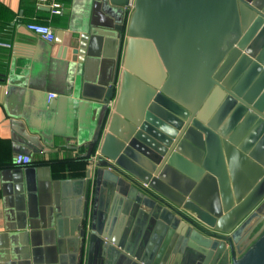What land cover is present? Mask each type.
Wrapping results in <instances>:
<instances>
[{
	"label": "water",
	"instance_id": "water-1",
	"mask_svg": "<svg viewBox=\"0 0 264 264\" xmlns=\"http://www.w3.org/2000/svg\"><path fill=\"white\" fill-rule=\"evenodd\" d=\"M95 1L126 45L67 243L76 264H264V0ZM106 28L51 54L94 57Z\"/></svg>",
	"mask_w": 264,
	"mask_h": 264
},
{
	"label": "crops",
	"instance_id": "crops-1",
	"mask_svg": "<svg viewBox=\"0 0 264 264\" xmlns=\"http://www.w3.org/2000/svg\"><path fill=\"white\" fill-rule=\"evenodd\" d=\"M55 2L60 14L50 8ZM114 21L95 0H0V41L11 44L0 47V264H76L67 243L85 215L88 154L100 132L99 154L109 126L107 90L116 82L113 110L120 90L126 39H118ZM29 23L50 26L60 42L83 25L108 32L95 41L94 57L73 49L69 61L66 52L52 55L54 42L30 32ZM19 154L31 163L16 165ZM80 159L84 170L60 164ZM106 216L117 224L115 212Z\"/></svg>",
	"mask_w": 264,
	"mask_h": 264
},
{
	"label": "built area",
	"instance_id": "built-area-1",
	"mask_svg": "<svg viewBox=\"0 0 264 264\" xmlns=\"http://www.w3.org/2000/svg\"><path fill=\"white\" fill-rule=\"evenodd\" d=\"M39 1L40 3H44L46 0H39ZM50 8L53 13L60 14L62 12L63 7L62 4H60L59 2H55L50 5ZM26 28L30 32L39 36L45 42L52 43L55 40V32L48 25L29 23L26 25ZM0 47L10 48L11 44L8 42L0 41ZM54 97H55L54 94L50 95V98H54ZM97 156H98L97 154L91 156V158L89 159L90 164H92L96 160ZM31 161H32V157L30 155L19 154L15 157V164L18 166H27L31 163ZM90 164L89 167H91Z\"/></svg>",
	"mask_w": 264,
	"mask_h": 264
},
{
	"label": "trees",
	"instance_id": "trees-1",
	"mask_svg": "<svg viewBox=\"0 0 264 264\" xmlns=\"http://www.w3.org/2000/svg\"><path fill=\"white\" fill-rule=\"evenodd\" d=\"M87 161H88V160H87ZM60 164H77V165L80 166V168H81L82 170H84L85 167H86L87 162H86V160H84V159H80V160H77V161H75V162H60Z\"/></svg>",
	"mask_w": 264,
	"mask_h": 264
}]
</instances>
